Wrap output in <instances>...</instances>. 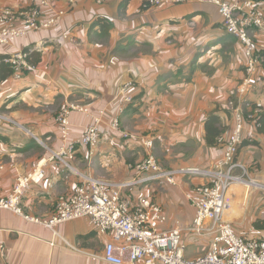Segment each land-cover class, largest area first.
Listing matches in <instances>:
<instances>
[{"label":"crops","instance_id":"obj_1","mask_svg":"<svg viewBox=\"0 0 264 264\" xmlns=\"http://www.w3.org/2000/svg\"><path fill=\"white\" fill-rule=\"evenodd\" d=\"M121 1L76 0L72 6L69 0H51L44 18L65 11L55 24L29 31L8 49L0 47V56L30 52V69L23 78L0 81V195L12 194L19 176L44 173L23 190L24 214L0 208L6 264H105L101 257L110 237L98 235L89 218L59 223L54 230L43 221L55 214L58 197L72 193L84 175L114 182L130 179L132 167L146 156L143 138L156 137L160 155L154 153L166 168L216 167L221 160L222 147L206 143L205 120L217 105L228 107L229 95L243 75L246 59L239 39L223 28L213 3L151 7L143 0H129L122 13ZM32 2L0 0V8L20 9ZM100 17L112 21L110 36L102 44L89 38L91 25ZM250 35L264 48V29L252 28ZM259 77L248 99L264 110V67ZM128 82L133 84L124 93L141 96L120 115L116 129L113 116ZM66 99L94 112L107 111L98 147L91 155L88 147L78 146L69 160L73 171L57 157L50 158L61 148L56 116ZM219 115L227 126L225 142L232 118L223 111ZM89 120L88 113L72 115L73 139L78 140ZM255 133L256 143L243 146L237 156L249 181L229 189L224 218L240 234L264 238V133ZM198 182L202 179L184 178L178 185L160 180L124 194L139 200L151 191L168 216L166 226L186 227L194 208L178 200L179 189Z\"/></svg>","mask_w":264,"mask_h":264},{"label":"built area","instance_id":"obj_2","mask_svg":"<svg viewBox=\"0 0 264 264\" xmlns=\"http://www.w3.org/2000/svg\"><path fill=\"white\" fill-rule=\"evenodd\" d=\"M92 1L102 3L104 0ZM188 2L215 4L224 29L244 44L246 66L243 79L237 86L238 103L229 101L232 131L222 146V157L216 167L165 168L154 153V138L149 136L142 139L146 156L132 167L134 175L130 179L114 182L84 175L72 193L58 197L55 214L43 223L54 230L59 223L81 217L89 218L98 235L110 237L101 257L105 264H264V238L246 237L224 218L230 207V187L246 181L247 170L237 159L239 147L245 138L253 140L257 129L255 125L260 126L255 124L250 127V122L254 121V116L261 110L254 109L247 114L241 101L258 80L264 60L261 52L263 48L258 47L250 35L252 28L264 29V0H144V5L166 7ZM69 3L73 6L77 2L69 0ZM50 5L51 0H34L31 6L19 10L11 6L1 7L0 44H11L29 31L55 24L65 11L61 9L55 15L44 18L45 10ZM28 56V51L19 50L7 58L14 68L15 79H21L24 71L30 67ZM132 84L128 82L123 85L121 93ZM121 100L122 112L132 97L124 95ZM73 110L88 113L90 121L84 126L81 138L70 141V115ZM105 114V109L94 112L80 103L66 99L56 117L62 140L61 148L50 158L57 157L64 168L73 171L70 161L74 159L77 144L93 146L99 141ZM112 125L117 129L120 119L114 117ZM186 176L202 179V182L194 183L186 191L185 197L194 208L193 220L186 227L166 226L168 216L162 205L151 198V191L139 200L130 193L124 194L127 189L143 188L154 181L165 180L178 185ZM43 177V171L19 176L14 192L7 196L0 195V208L24 214L20 206L23 190L30 181L39 182ZM26 217L30 218L29 215ZM184 230L198 238L209 239L204 254L195 258L186 256ZM0 264H6L3 243H0Z\"/></svg>","mask_w":264,"mask_h":264},{"label":"trees","instance_id":"obj_3","mask_svg":"<svg viewBox=\"0 0 264 264\" xmlns=\"http://www.w3.org/2000/svg\"><path fill=\"white\" fill-rule=\"evenodd\" d=\"M88 1H91V2H94L92 0H88ZM105 1V0H104ZM103 1V2H104ZM144 1V0H143ZM102 2V3H103ZM129 0H122L121 3H120V9L122 10V13L123 11L125 10L127 4H128ZM34 3V0L33 2L28 5V6H31L32 4ZM95 4H102V3H96L94 2ZM144 3V2H143ZM145 4V3H144ZM180 4H184V3H180ZM27 6V7H28ZM12 7V6H11ZM14 8V7H13ZM24 7L20 8V9H23ZM26 8V7H25ZM19 10V9H18ZM223 26V25H222ZM111 27H112V21L111 19L107 18V17H100L98 18L97 20L94 21V23L91 25V28H90V31H89V38H90V41L91 42H95V43H99V44H102V43H105L109 36H110V30H111ZM224 28V27H223ZM227 32V31H226ZM228 33V32H227ZM230 34V33H228ZM231 36H234L232 34H230ZM236 37V36H235ZM238 38V37H237ZM239 39V38H238ZM240 43L242 44L243 46V49H244V44L242 43V41L239 39ZM255 42V41H254ZM256 44V43H255ZM126 47L124 48H117L118 51H124ZM27 52V51H26ZM29 52V51H28ZM261 52L264 54V48L261 50ZM29 55H30V52H29ZM244 56H245V53H244ZM9 57V55H1L0 56V81H6L8 80L10 77L13 76L14 74V68L12 66L11 63H9L7 61V58ZM29 58V56H28ZM246 59V57H245ZM245 66H246V62L244 64V68H243V75L242 77L238 80L237 82V86L239 85V83L242 81L243 79V76H244V72H245ZM264 67V60L261 64V69ZM29 69H26L22 75V78L23 76L28 72ZM260 78V77H259ZM258 78V80H259ZM237 86L236 88L234 89V91L229 95V99H228V107L227 108H224L222 107L221 105H217L216 108L211 111L207 117H206V120H205V140H206V143L208 146L210 147H222L224 145V140L222 139V134L225 132V130L227 129V126L223 124V121L221 119V116L219 115V112L223 111V112H226L230 117H231V108L229 106V101H235L236 103H238V94H237ZM144 92V91H143ZM124 95H128V94H125V93H120V100L122 99V97ZM132 97V100L125 105V107L123 108V111L121 112L120 109L122 106V100L120 102H117L118 105H117V108L115 109V113L116 115H114L113 117H118L120 119V115L124 114L127 110V108L129 106H134L135 103L137 102L139 96L138 94L134 95V94H131L129 95ZM248 96L247 95L242 101H241V106L244 110L245 113L249 114L251 112H253L254 109H260L261 111L259 113H257L252 122H250V124L255 125V124H260V126H257L255 125V127L257 128L258 132H262L264 133V110L261 109L260 106H258L257 104H255L254 102H251L249 99H248ZM83 105V104H82ZM107 112V111H106ZM58 114V113H57ZM106 116V114H105ZM104 116V117H105ZM57 117V116H56ZM232 118V117H231ZM113 123V122H112ZM233 123V122H232ZM58 124V123H57ZM59 127V126H58ZM232 131V130H231ZM152 134H154V131H152ZM152 137V135L150 136ZM100 141V139H99ZM99 141L91 146V145H83V144H80L78 143L77 144V147L78 146H84V147H88V149L90 150V154L93 155L94 153V150H96V148L98 147L99 145ZM248 143H256V138H254L253 140H250L248 138H245L241 145H240V149H242L243 146H245L246 144ZM240 152V151H239ZM160 162V161H159ZM161 163V162H160ZM166 168V167H165ZM169 168H172V167H169ZM174 168V167H173ZM191 178H194V177H191Z\"/></svg>","mask_w":264,"mask_h":264},{"label":"rangeland","instance_id":"obj_4","mask_svg":"<svg viewBox=\"0 0 264 264\" xmlns=\"http://www.w3.org/2000/svg\"><path fill=\"white\" fill-rule=\"evenodd\" d=\"M39 30H41V29H39ZM36 31H38V30H36ZM23 36H21V37H18V38H16L15 39V41L14 42H12L11 44H0V47H3V49H8L9 47H11L12 45H14V43H16L20 38H22ZM140 48V47H139ZM146 46H145V48H144V50H146ZM140 50V49H139ZM133 52H135V50H133ZM28 63H29V61H28ZM27 69H30V67L29 68H27ZM63 102V101H62ZM61 106V105H60ZM56 108H57V110H58V108H59V106L57 107V103H56ZM93 111V110H92ZM75 113H79V111H75V110H73L72 111V113H71V115H70V132H69V140L70 141H74V140H76V139H73L72 138V130H73V126H72V115L73 114H75ZM90 121V120H89ZM83 129H84V127L82 128V133L80 134V136L77 138V139H79V138H81V136H82V134H83ZM153 138H154V141H155V138L156 137H154V136H152ZM155 153L156 154H159V149H155ZM55 154V153H54ZM160 155V154H159ZM157 157V156H156ZM158 158H159V156H158ZM160 159V158H159ZM185 166H187V165H183V167H185ZM181 167V166H180ZM200 168H206V167H200ZM185 178H191V177H188V176H186ZM245 178H246V180H248V177H247V175L245 176ZM196 179V178H195ZM165 181V180H164ZM249 181V180H248ZM166 183H169V182H167V181H165ZM170 184H172V183H170ZM173 185V184H172ZM234 185V184H233ZM186 191H188V189H179V193H178V200H180L181 202L182 201H187V199H186V197H185V194H186ZM151 198L155 201V202H157L155 199H154V196H153V193H151ZM188 202V201H187ZM158 203V202H157ZM159 204V203H158ZM160 205V204H159ZM161 206V205H160ZM162 207V206H161ZM163 208V207H162ZM233 225V224H232ZM234 227V226H233ZM234 229L236 230V231H238L237 229H236V227H234ZM183 242H184V244H185V246H186V256L188 257V258H195V257H197V256H199V255H202V254H204L206 251H207V249H208V243H209V239L207 238V237H200L199 239H196V236L194 235V234H192L190 231H187V230H184V240H183Z\"/></svg>","mask_w":264,"mask_h":264},{"label":"bare ground","instance_id":"obj_5","mask_svg":"<svg viewBox=\"0 0 264 264\" xmlns=\"http://www.w3.org/2000/svg\"><path fill=\"white\" fill-rule=\"evenodd\" d=\"M244 185H245V184H244ZM232 186H233V185H232ZM232 186H231V187H232ZM231 187H230V189H231ZM249 189H250V187H249ZM231 192H232V191H231ZM228 193L230 194V191H229ZM242 197H243V196H242ZM232 204H233V203H232Z\"/></svg>","mask_w":264,"mask_h":264}]
</instances>
